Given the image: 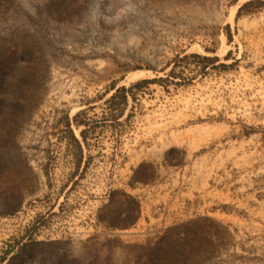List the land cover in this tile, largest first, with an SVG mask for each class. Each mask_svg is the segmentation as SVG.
Listing matches in <instances>:
<instances>
[{"label": "rangeland", "instance_id": "obj_1", "mask_svg": "<svg viewBox=\"0 0 264 264\" xmlns=\"http://www.w3.org/2000/svg\"><path fill=\"white\" fill-rule=\"evenodd\" d=\"M253 1L0 0L5 264H264Z\"/></svg>", "mask_w": 264, "mask_h": 264}, {"label": "trees", "instance_id": "obj_2", "mask_svg": "<svg viewBox=\"0 0 264 264\" xmlns=\"http://www.w3.org/2000/svg\"><path fill=\"white\" fill-rule=\"evenodd\" d=\"M256 4L264 6V2L258 1V0H255L253 2L247 3L240 10L239 16H241L245 12H250V10H251L250 8L252 6H254V5H256ZM205 61L208 62V64H212L213 65V64H215L218 61V59L206 58ZM150 82L151 81L140 82V83H138L136 85V87L141 88L144 85L150 84ZM127 92L128 91H126V89L119 90L117 92V94L114 95L112 97V99L109 101L111 109L113 111H119V117L123 115L124 107L126 108L127 105H128ZM69 126H70V124H69ZM80 126L81 125L79 123H77V127H80ZM70 134H71V138H70L71 143H73V145L76 146V148L80 151V153H83L82 144H81L80 140L75 136V133H74V131L71 128H70ZM85 134L86 133L83 132L82 136L85 137ZM80 165H81V160L79 161L77 167L79 168ZM13 252H14V249L6 250L5 253L0 257V264H5L9 260L10 256L13 254Z\"/></svg>", "mask_w": 264, "mask_h": 264}]
</instances>
